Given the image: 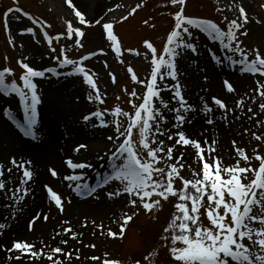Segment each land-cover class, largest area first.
Instances as JSON below:
<instances>
[{
  "label": "snow or ice",
  "instance_id": "obj_1",
  "mask_svg": "<svg viewBox=\"0 0 264 264\" xmlns=\"http://www.w3.org/2000/svg\"><path fill=\"white\" fill-rule=\"evenodd\" d=\"M66 3L74 11L80 25L93 23L85 19L84 13L76 7L73 0H66ZM170 3L173 6L179 5V10L173 14L174 27L167 35L162 52L158 56L156 47L150 41L144 42L146 48L151 52L150 77L147 81L139 80L133 69L131 67L128 69L129 73H132V81L139 82L145 87L141 102L135 103L129 100L134 112L125 111L117 105L112 109H97L83 116L85 122L95 118L98 124L94 123L93 127L104 128L109 127V121L105 119V116L112 117L111 123L114 126L115 135L107 137L108 140L113 141L115 149L109 156L111 174L103 176L95 185H89L83 170L91 169L93 165L87 161H74L69 156L64 159V164L71 170V173L64 175L62 179L72 182L68 186L81 196L92 195L97 188L107 185L110 180L119 182V186H114V190L108 191L107 196L111 198L127 193L131 197L128 203L136 206L138 203L136 198H139V203L148 211L161 205V199L153 200V196H158L164 201H168L170 196L177 197L178 200L173 205L174 215L163 228L165 235L162 236L166 246L169 239L171 241L172 246L169 248V253L175 264H264V155L253 150L254 158L259 162L258 166H253L251 164L253 156L246 151L245 147L237 146V142L233 141V147L239 159H235L232 164H225L223 157L214 155L217 151L214 147L216 141L211 143L208 139L201 141L183 130L186 121L189 124L192 122L188 114L195 113L198 109L195 104L189 103L184 94L185 85L180 79L184 73L179 66V61L184 59L189 51L193 54L198 52L199 45L193 31L198 30L234 54L236 58L233 55L226 57L229 65L238 66L239 73L254 78L255 91L260 97H264V79H260L264 78V53H261L259 49L249 50L243 47L242 41L238 38V33L248 22L244 7H239V15L243 23L238 22L237 19H231L228 21L227 29L224 30L210 19L185 15L186 0H170ZM140 6L136 5L129 15ZM109 10L111 11V9ZM13 11L21 12L22 9L9 8L5 16ZM24 14L28 15V13ZM127 18L128 16L121 17L122 20ZM101 19L95 20L94 23L100 24ZM225 19L227 18L225 17ZM33 21L40 24V21L35 18ZM5 27L8 29L7 20ZM103 28L106 31L107 40L111 42L112 49L117 54H121L120 41L113 32V22H105ZM25 33L34 34L35 29L31 26L26 27L21 30L22 35ZM74 34L76 37L84 36L80 27H74L73 23L68 21L67 38L72 39ZM241 34L246 35L247 33ZM43 36L52 47L53 40L60 41L65 33H59L53 37L44 31ZM74 42L76 46L83 47L80 39H75ZM9 43H13V41L10 40ZM52 50L55 51V48L53 47ZM127 51L133 52L137 56L140 55L136 49ZM99 52L103 54L104 49H100ZM93 55L96 53L85 55L79 60L72 59L62 47V58L56 56L53 59L58 61L60 67L72 66V71L68 75L81 76L83 82L92 89L88 93L87 99L103 104L106 93L101 94L94 79L95 73L84 64ZM145 58L147 59V56ZM213 58L215 64L223 69L224 60L215 54H213ZM26 61L27 57L17 61L23 69L19 77L22 84L15 79V73L11 67L5 66L0 69V93L6 96L15 94L19 97L24 111L23 123L8 107L4 109L3 114L20 128L25 137L31 138L34 146H39L41 137L38 131V105L41 103V95L34 78H45L46 72L54 75H59V73L55 67L37 70ZM197 70L199 71V69ZM110 75L115 82L114 74ZM8 76L13 77L11 82L7 80ZM204 79L207 80L208 77L205 76ZM169 81L174 83H169ZM222 88L227 93L236 92L234 82L230 77L223 79ZM165 91L171 94L170 99H166L162 95ZM129 95L140 100L135 89ZM226 99L227 97L221 98L213 95L210 104L205 97H200L202 103L199 110L207 117L208 124L214 122L211 116L214 112L213 105L224 112L231 111L225 102ZM171 101H175L174 106H170ZM242 105L243 98L236 101L237 108ZM259 107L264 110V103H261ZM164 110L172 114L171 118L174 123L171 124V127L177 129L174 133L161 126L169 120V116L165 115ZM248 111L251 112L252 109H248ZM121 117L127 118L126 124L120 119ZM134 130H137L138 140L133 138ZM158 135L166 136L167 140L174 142L170 145L166 144L165 140L158 139ZM252 135L257 141L264 139L256 133H252ZM177 146H182V148L191 146L195 150L193 161L197 162L200 167L199 170L192 169L193 178H185L181 174V170L186 166L183 162L185 151L178 149ZM86 147L85 144H78L73 151L79 153L80 149ZM174 149L177 150L175 156ZM161 153H164V156L159 155ZM165 156L169 161H173L167 165L166 173L163 167H157ZM242 161L244 162L243 166ZM9 164L10 166H6L5 163L0 162V191H7L6 181L9 177L6 176V173H12L13 169L19 170L22 175L12 196L15 201H23L30 191L28 184L34 178L32 161L17 159L13 156ZM187 167L191 168V165H187ZM49 172L52 177L59 175L55 168H49ZM154 176L158 178H154ZM176 179L180 180L182 187L174 186ZM44 188L47 190L49 198L63 211L62 195L48 184H45ZM201 217L207 219L208 226L204 224ZM39 218V214H37L30 220L29 230L32 229L35 220ZM43 218L47 220L48 216L44 215ZM131 219V215L125 214V224ZM4 228L5 224L0 223V230ZM120 228L119 233L109 230L108 235H123L124 225L122 224ZM65 231L71 232L72 229L69 227ZM72 234L75 237L76 233ZM62 243H66V241H62ZM178 243L183 246H177ZM14 250L20 253L15 257L17 260L25 253L36 259H39L42 254V250H34V245L25 240H14L9 251ZM62 251L63 249L60 247L52 248V254L47 255V259L53 261V264H59V261L53 260V255ZM9 258L11 259V257ZM91 259L95 260L98 257L93 256ZM103 264H120V262L105 259ZM136 264H139V261Z\"/></svg>",
  "mask_w": 264,
  "mask_h": 264
},
{
  "label": "rangeland",
  "instance_id": "obj_2",
  "mask_svg": "<svg viewBox=\"0 0 264 264\" xmlns=\"http://www.w3.org/2000/svg\"><path fill=\"white\" fill-rule=\"evenodd\" d=\"M73 3L84 13L86 20L93 22L92 24L80 25L78 18L75 17L74 11L68 7L66 0H0V69L5 66L11 67L14 70L15 79L18 83L22 84V82L19 81V77L23 69L17 61L27 57L26 62H29L30 66H34L37 70L55 67L57 73L63 75V77H79L78 80L75 81H78V84L80 83L82 87H85L86 90L83 94L87 99L88 93L91 92L92 89L83 82L81 76L68 75V73L72 71V66L60 67L58 61L54 60L53 57L61 56L62 47L65 48L66 54L69 58L77 60L85 55L96 53V55H93L89 61H85L84 64L90 69V71L95 73L94 79L97 82L101 94L103 95L106 93V96H104V103L100 104L98 101H89L87 99L86 104L76 117L79 122H83V124L86 125L87 129L89 128L91 130L92 128H96L93 127L94 123L98 124L95 118L89 122L83 120V116L88 115L91 111L97 109H112L119 105L123 110L131 113L134 112V108L129 103V100H132L135 103L142 101L145 87L139 82L132 81V73H129L128 69L131 67L139 80L147 81L150 77L152 67L150 63L151 52L146 48L144 42L150 41L156 47L157 55L159 56L166 43L167 35L174 27L173 14L179 10V5L173 6L170 3V0H73ZM138 4L141 6L137 8L134 13L129 15V13L132 12V9ZM118 5L119 7H117ZM241 6L245 9L248 22L244 24V27L238 33V38L242 41L243 47H246L249 50L259 49L261 53H264V0H186L185 15L199 19H210L217 23L222 29L226 30L228 21L231 19H237L238 22L243 23V20L239 15V7ZM15 7H20V9L23 8L24 10L22 9L21 12L13 11L5 16V13H7L9 8L15 10ZM109 9H111V11ZM22 13H28L29 15H23ZM122 16H128V18L122 20ZM225 17L227 19H225ZM33 18L40 21L42 27L39 26V24L34 23ZM97 19H101L100 24L94 23ZM6 20L8 21V29L5 27ZM68 21H71L74 27H80L84 32V36L76 37L74 34L72 39L67 38L66 32ZM145 21H147V23H145ZM105 22H113V32L117 35L120 41L122 50L121 54H117L112 49L111 42L107 40L106 31L103 28ZM29 26L35 29V33H25L22 35L21 30ZM44 31H47L49 35L53 37L59 33H65V36L58 42L53 40V45L50 47L44 39ZM193 31L198 45L200 43L199 37H205L208 42V45L205 44L206 49L204 50V59H210L215 63L213 54L223 58L226 68L229 67L230 72L234 76H240L242 79L239 84L244 88V91L239 92L237 81H235L232 76L225 73L216 76L215 79V86H218V89L222 94L214 92L211 86L209 87V84L211 83L212 85L213 81L205 73V67H201L202 62L199 61V58H201L199 50L195 54L189 51L186 57L179 61V66L185 68L186 64H190V66L199 69V71L197 70L193 75L196 76L198 73V76L195 77L197 82L205 84L202 88H197V90L202 91V96H204L210 104L211 96L213 95H217L221 98L227 97L225 102L231 109L233 102L236 103L237 100L243 98V105L241 106L243 110L240 113L237 112L239 118L238 123L247 126L249 124L248 121H250L252 126L249 131L246 132L245 130L240 134L242 136L244 135L243 137L250 136L249 139L251 141H245L247 146L244 147L246 151L253 156L251 164L253 166H258L259 162L254 158V151L264 155V139L257 141L252 133L264 137V110H261L259 107L261 103H264V97H260L255 91L254 78H250L246 74H239L238 66L229 65L226 57L230 55L234 56L233 53L224 49L223 45H220L218 42L212 41L206 34L199 32L198 30ZM245 32L247 33L246 35L241 34ZM75 39H80L83 47L76 46L74 42ZM10 40H12L13 43H9ZM21 45H23V47H21ZM53 47L55 48V51L52 50ZM100 49H104L103 54L99 52ZM128 49H136L140 55L137 56L135 53L127 51ZM146 56L147 59L145 58ZM234 58L236 57L234 56ZM110 74H114L115 82H113L112 75ZM53 75L54 74L52 73L46 72L45 77H52ZM205 76L208 77L207 80L204 79ZM226 77H230L231 81L234 82L236 92L227 93L223 90L222 82ZM12 79V76L7 77L9 82H11ZM42 79L43 78H34V82L37 83ZM169 83L174 82L169 81ZM134 89L138 96H140V100L129 95ZM184 94L189 103H191L185 91ZM162 95L166 99H170L171 94L165 91ZM17 99L19 100V97L15 94L6 96L3 93H0V117H3L10 123L11 120L3 114V111L8 107L6 105H11V107L8 108H10L15 114L12 106ZM80 105L83 104L80 103ZM174 105L175 101H171L170 106ZM241 107H236V110L241 109ZM213 108L214 112L215 108H217L216 112H220V117L223 118L234 114V112L230 113L232 109L231 111L224 112L223 110H218V107L214 105ZM248 109H252V111L250 112ZM164 112L165 115L169 116V120L166 124H162L161 126L166 127L169 132L174 133L177 129L168 128V126H170V120H172V114L168 113L167 110H164ZM15 115L21 119L20 122L23 123V119L20 117L21 115ZM232 117H234V115ZM105 119L109 121V127L104 128L105 131H103L98 138L102 139L104 142V145L106 146L103 147L104 149H107V146H112V149L108 150V152L111 153L115 150L114 143L113 141L108 140L107 137L109 135L114 136L115 129L111 123L112 117L106 115ZM120 119L125 124L127 123V118L121 117ZM235 120H237V118ZM2 124L6 128L8 127L6 123L2 122ZM228 124L229 122L226 123L227 126ZM72 126L74 127L75 125ZM8 130L11 131L10 129ZM228 133H230V129H228ZM17 136L20 140L19 144L17 142V144H15L17 148L22 146V144H27L24 140L26 138L21 136L20 133ZM90 137L92 138L93 136ZM133 138L138 140L137 130H134ZM158 139L165 140V143L169 145L174 142L167 140L166 136L158 135ZM82 141L85 140L81 138L75 142L78 143ZM71 145H73V143H71ZM3 146L6 149V152L3 155L6 161V166H10L9 161L13 156L17 159H30L31 161L35 159L33 155L23 154L21 151L18 152V155L11 152L10 142L7 139L2 143V147ZM12 147H14V145ZM188 147L189 146H186V148ZM214 147L216 150L218 149L217 144H215ZM103 148H100L98 151L102 152ZM12 151H14V148ZM159 155L164 156V153ZM175 155H177V153L174 149V156ZM3 157H0V159ZM67 157H69L67 154L60 156L61 165L63 167L62 175L71 173V170L64 164V159ZM235 159H239L236 154L227 160L225 164H232ZM100 160H103V156L99 157V161ZM74 161L79 160L77 159ZM172 162L173 161H169L165 156L157 167H163L166 173L168 170L167 165ZM243 163L244 162L242 161V166ZM31 167L34 170V178L28 184L30 191L23 201H15L12 196V192L17 187L20 176L22 175L19 170L13 169L12 173L6 175L9 177L6 181L7 191H0L1 200L9 206L13 213V218L17 217V212L18 214H22L21 212H25L24 214H26L29 210V206L26 204L32 202L31 192L37 181L38 173H35L33 161ZM49 168H55L58 170V167L55 164L45 163L40 170L36 171L40 172L43 177L46 175L50 179L40 180L38 183V189L42 195H45L50 202V205L54 207L53 209L56 214L53 215L49 210L40 211L32 209V212L27 214L25 226L29 229L30 220L39 214L40 218L35 220L30 231L35 229L37 225H41V231L45 230V234L48 235L47 237L50 242H55L52 248L60 247L63 249L61 253L55 254V261H59V264H103V261L108 259L119 261L120 264H136L137 261H139V264H175L169 253V248L172 246L171 241L169 239L166 246L165 242L162 240V236L165 235L163 228L174 215L173 205L177 202V197L170 196L168 201H164L158 196H153V200L161 199V205L155 206L151 211H148L139 203V198H136L138 201L136 206L128 203V200L131 199V197H129L127 193L109 198L107 192L113 191L114 186H119V182L111 180L107 185L97 188L96 192L92 195L81 196L73 191L72 187L68 186L72 182L64 180L65 189H63L60 183L59 186L53 184V181H57V177L51 176ZM94 169L95 168L93 167L91 169L83 170H88L92 174L90 182L88 181L90 175H86L87 183L89 185H95L98 180L103 177L100 176L99 178H96V174L92 173ZM111 172L112 168L109 172L105 173L104 176L110 175ZM185 172H187V174H185ZM181 174L185 178H189L190 171L185 167L181 170ZM154 178L158 177L154 176ZM45 184H48L53 190L58 191L62 195L63 211H61L55 205L54 201L49 198L47 190L44 188ZM174 186L177 188L182 187L179 179L175 180ZM189 190L191 191V189ZM104 199L110 203V207H104L101 214L93 216L91 213L85 211H80V213H77L76 215L72 214V210L76 208L77 202L88 201L91 205H99ZM145 199L147 200L148 198ZM91 205L89 207H91ZM125 214L132 216V219L126 224L124 220ZM44 215L48 216L47 220L43 218ZM70 215H73V218ZM201 219L204 224L208 226L209 222L207 219L204 217H201ZM1 223L6 225L7 222L1 221ZM122 224L124 225L123 235H108L109 230L119 233ZM69 227L72 231L66 232L65 229ZM73 232L76 233L75 237H73ZM62 241H66V243H62ZM92 245H95V247H92ZM177 246L183 245L178 243ZM48 251H51V249ZM16 256L17 255H15V257ZM93 256L98 257V259H91ZM15 257L13 256L14 259ZM145 257H147V259H145ZM52 262L53 261H50L49 263Z\"/></svg>",
  "mask_w": 264,
  "mask_h": 264
},
{
  "label": "bare ground",
  "instance_id": "obj_3",
  "mask_svg": "<svg viewBox=\"0 0 264 264\" xmlns=\"http://www.w3.org/2000/svg\"><path fill=\"white\" fill-rule=\"evenodd\" d=\"M199 41L200 43L198 50L201 55V58H199V61L202 62L201 67H205V73L213 81L212 85L211 83L209 84V87L211 86L214 92L220 93L218 86H215L216 76L227 73V75L232 76L234 80L237 81L239 92H243L244 88L239 84V82L242 80L240 76H234L230 72L229 67L226 68L224 63L223 69H221L220 66L213 63V61L210 59H204V50L206 49L205 44L208 45V42L205 37H199ZM180 68L184 73V75L180 77L182 83L185 85L184 91L190 102L195 104L198 109L197 112L188 114L189 118L192 119V122L189 124L186 121L183 130L190 135H194V138L201 141L205 139H208L209 143L216 141L215 144L218 146V151H216L214 155L223 157L224 163H226L227 160L236 154L235 148L232 144L233 141H238L237 146L239 145L243 147L247 146L245 141H251L249 139L250 136L243 137L244 135L242 136L240 133L244 132L245 130L246 132L249 131L252 123L248 120L247 121L249 124L247 126L245 124L238 123L239 118L237 116V112L240 113L243 109L236 110V103L233 102L231 105L232 111L230 113L234 112V114L223 118L220 117L221 113L216 112L217 108H215V112L211 114L214 122L213 124H208L206 122L207 117L202 113V111L199 110V106L202 103L200 97L203 94L201 93L202 91H198L197 88H202L205 83L203 84L197 82L195 77L198 76V73L196 76L193 75L197 72L198 68L190 66V64H186L185 68ZM78 78L79 77L72 78L70 76L63 77V75H53L52 77L48 76L37 82V84L39 83L38 92L41 95V103L38 105V131L41 137L39 146H34V142L31 139H24L28 145L22 144V146L17 148L15 144H19L20 142L19 137L17 136L18 130L6 119L0 117V157H3L6 152L5 147H2V143L7 139L10 142V151L14 152V154L18 155V152L21 151L23 154H30L35 157L36 160L33 159L32 161L34 163L35 173H38L37 181L33 187L34 189L32 190L33 194L31 192L32 202L26 204L29 206V210L26 212V214H24L25 212H21L22 214H18L17 212V217L13 218L12 211L10 210L9 206H7L5 202L1 200L0 195V223L1 221L7 222L5 228L0 230V264L53 263H49L50 260L47 259V255L52 254L51 251L48 250L52 249V246L55 244V242H50L47 237L48 235L45 234V230L41 231V225H37L32 231L27 229L25 226L27 214L32 212V209H37L40 211L49 210L53 215L56 214L55 210L53 209L54 207L50 205V202L47 200L45 195H42L38 189V183L40 180H50L46 175L43 177L40 172H36L37 170H40L45 163H53L58 167L57 171L59 176L57 177V181H53V184L59 186L60 183L63 189H65V182L64 179H62L64 175H62L63 167L60 161L61 155L67 154V156L75 158L74 160L78 159L79 161H87L91 163L95 168L92 173L96 174L97 177L100 174L109 172L111 169V163L109 162V156L111 153H109L108 150H111L112 146H107V149H104L103 147H106L104 142L102 139L98 138V136H101L103 131H105L104 127L97 126L96 128H92L90 130L89 128H86V125H84L83 122H79V120L76 118L79 114V111L82 110L83 106L87 102V99L83 94L86 90L85 87H82L80 83H77L78 81H75L78 80ZM78 102L82 103L83 105H80ZM6 106L11 107V105ZM12 109H14L15 114H20L23 118V105L20 104L18 99L13 104ZM233 115L235 118L232 117ZM236 118L237 120H235ZM2 122L6 123L8 127L6 128ZM227 122H229L228 126L226 125ZM172 123H174L173 119L170 120V126H168L169 129L172 128ZM72 125L75 126L73 127ZM228 129H230V133H228ZM90 136L93 137L91 138ZM80 137L85 141L78 143L75 142L80 140ZM71 143H73V145H71ZM78 144H85L87 147L80 149V152L76 153L73 151V149ZM13 145L14 147H12ZM190 147L191 146L185 149L182 148V146H177L178 149L185 151L183 162L185 163L187 170L189 169L190 171L189 178H192V169L195 168L199 170L200 165L193 161L195 152L193 148ZM13 148L14 151H12ZM100 148H103L102 152L98 151ZM101 156H103V160L99 161V157ZM0 160V162L6 164L4 157ZM187 165H191V168L187 167ZM84 172L86 175H90V178L88 179L90 182L92 179V174L88 170ZM7 174L8 173H6V175ZM185 174H187V172H185ZM90 205L91 203L88 201L77 202L76 208L72 210V214L76 215L77 213H80V211H85L95 216L101 214V211L104 210V207H110V203H108L105 199L102 203H99V205L92 204L91 207H89ZM70 216L73 218V215ZM14 240H25L32 243L34 245V250H42L40 258L36 259L31 257L30 254L25 253L19 260L14 259L13 256L15 257V255H20L18 251H9ZM9 257H11V259ZM53 260H55V254L53 255Z\"/></svg>",
  "mask_w": 264,
  "mask_h": 264
}]
</instances>
